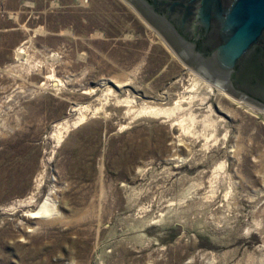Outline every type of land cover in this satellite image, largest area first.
<instances>
[{
  "label": "rangeland",
  "instance_id": "374dc122",
  "mask_svg": "<svg viewBox=\"0 0 264 264\" xmlns=\"http://www.w3.org/2000/svg\"><path fill=\"white\" fill-rule=\"evenodd\" d=\"M0 264H264V111L126 0H0Z\"/></svg>",
  "mask_w": 264,
  "mask_h": 264
},
{
  "label": "water",
  "instance_id": "95a60500",
  "mask_svg": "<svg viewBox=\"0 0 264 264\" xmlns=\"http://www.w3.org/2000/svg\"><path fill=\"white\" fill-rule=\"evenodd\" d=\"M206 81L264 111V0H126Z\"/></svg>",
  "mask_w": 264,
  "mask_h": 264
},
{
  "label": "bare ground",
  "instance_id": "6f19581e",
  "mask_svg": "<svg viewBox=\"0 0 264 264\" xmlns=\"http://www.w3.org/2000/svg\"><path fill=\"white\" fill-rule=\"evenodd\" d=\"M24 50L20 49L19 52H18V55L22 54ZM22 57V56H21ZM205 82L201 81L200 79L198 78H195L193 80V85H192V90L191 91H196L197 89H201L202 86H204ZM199 91V90H198ZM185 99V98H184ZM183 99V100H184ZM193 99V97H192ZM185 101V100H184ZM178 105V104H177ZM183 110V107H182V101L180 102L179 106L177 108H174V109H170V110H165V109H155L152 111V113L154 115H157V116H165L166 115H170L171 113L175 114L176 110ZM151 113V112H150ZM171 114V115H172ZM190 121L194 122L195 119L193 117H190L189 118ZM187 121V119H186ZM188 122V121H187ZM191 130V129H190ZM42 186V182L39 181L38 184L35 186L34 188V192H38L40 190ZM32 196H34V194H32ZM30 197V198H27L25 200H22L20 203H19V206L21 207H30L32 206L33 204V201H34V198L33 197ZM36 197V196H34ZM36 201V200H35ZM34 210V209H33ZM57 212L56 210V207L55 205L53 204V199H52V194L48 195L47 199H45L40 205H38L36 207V209L34 210V212H32L30 215V218H33V219H47V218H50L52 217L55 213Z\"/></svg>",
  "mask_w": 264,
  "mask_h": 264
}]
</instances>
